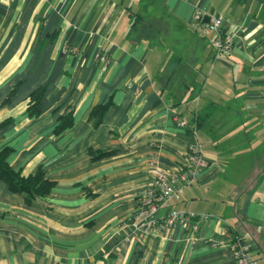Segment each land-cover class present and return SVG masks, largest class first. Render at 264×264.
<instances>
[{"label":"crops","instance_id":"obj_1","mask_svg":"<svg viewBox=\"0 0 264 264\" xmlns=\"http://www.w3.org/2000/svg\"><path fill=\"white\" fill-rule=\"evenodd\" d=\"M195 8L236 31L229 55ZM195 141L208 165L169 209L212 217L195 241L142 232L152 161L172 169ZM3 148L54 185L27 203L0 179V264H234L235 236L264 264V0H0Z\"/></svg>","mask_w":264,"mask_h":264},{"label":"built area","instance_id":"obj_2","mask_svg":"<svg viewBox=\"0 0 264 264\" xmlns=\"http://www.w3.org/2000/svg\"><path fill=\"white\" fill-rule=\"evenodd\" d=\"M191 27L208 38L215 57L230 54L236 31L225 30L220 16L195 8ZM97 57L104 63L108 62L104 53L98 54ZM175 119L180 126L187 125L185 120L178 116H175ZM193 132H196L195 126H193ZM185 156V160L172 169L163 168L152 161L153 180L138 194L139 205L136 213L142 222L140 224L142 232L149 229L167 231L180 226L192 233V241H195L197 239L195 233L200 223L212 217L208 213L169 209L172 200L179 197L186 186L199 182L208 165L199 141L187 145ZM232 241L234 264H256L250 243L241 236H235Z\"/></svg>","mask_w":264,"mask_h":264},{"label":"trees","instance_id":"obj_3","mask_svg":"<svg viewBox=\"0 0 264 264\" xmlns=\"http://www.w3.org/2000/svg\"><path fill=\"white\" fill-rule=\"evenodd\" d=\"M136 17L141 19L140 15H137ZM42 93V88L32 92L31 99L33 100V103L28 106L29 114L35 115L38 113L39 109L36 107V104ZM103 108L104 106L101 107V109ZM70 124L71 118L69 116L61 118L56 127V132H60ZM9 151V148H3L0 150V179L7 184L8 189L12 192L24 194L27 203L35 196H41L48 193L54 185V182L45 177V172L39 167L33 174L22 176L7 162ZM108 153L109 152H99L95 155V158Z\"/></svg>","mask_w":264,"mask_h":264},{"label":"rangeland","instance_id":"obj_4","mask_svg":"<svg viewBox=\"0 0 264 264\" xmlns=\"http://www.w3.org/2000/svg\"><path fill=\"white\" fill-rule=\"evenodd\" d=\"M170 46H172V45H170Z\"/></svg>","mask_w":264,"mask_h":264}]
</instances>
